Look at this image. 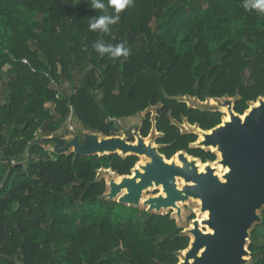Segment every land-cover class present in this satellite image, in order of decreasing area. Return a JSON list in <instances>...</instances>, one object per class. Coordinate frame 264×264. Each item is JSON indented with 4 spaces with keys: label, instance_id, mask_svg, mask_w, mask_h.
<instances>
[{
    "label": "trees",
    "instance_id": "1",
    "mask_svg": "<svg viewBox=\"0 0 264 264\" xmlns=\"http://www.w3.org/2000/svg\"><path fill=\"white\" fill-rule=\"evenodd\" d=\"M244 3L133 0L102 33L89 28L103 14L91 0H0V183L37 131L58 130L70 110L105 136L116 129L108 119L160 101L181 107L174 98L185 95L235 97L244 113L264 96V13ZM98 41L124 43L130 55L102 56ZM216 118L191 113L204 129ZM110 161L120 174L134 159L32 147L28 165L13 167L0 185V264H176L189 239L168 215L101 198L96 171ZM261 215L248 247L252 264H264Z\"/></svg>",
    "mask_w": 264,
    "mask_h": 264
},
{
    "label": "water",
    "instance_id": "2",
    "mask_svg": "<svg viewBox=\"0 0 264 264\" xmlns=\"http://www.w3.org/2000/svg\"><path fill=\"white\" fill-rule=\"evenodd\" d=\"M194 106L201 107L197 101ZM229 107V121L222 120L219 126L204 135L203 142V145L216 149L221 155V165L229 168L224 181L214 174L215 168L210 163L202 165L199 160L183 155H178L181 166L169 163L154 146L145 145L137 127L136 144L127 143V128L122 122L136 116L111 119L123 136H105L86 130L70 110L58 130L48 136L43 135L44 127L37 131L34 139L27 143L23 156L11 162L0 185L13 167L28 165L29 151L34 146L58 156L118 154L125 158L145 155L149 162L145 166L138 163L139 169H132L130 176H119L109 169L97 170L96 181L103 179L105 182L101 198L150 215L167 216L169 211H174L169 219L181 230L180 236L189 239L187 247L175 253L176 264H252L248 250L251 231L261 224L264 210V96L249 102L242 115L236 114L232 105ZM142 116L143 113H139L136 119L140 122ZM187 159L205 166L204 171L199 172ZM176 177L182 178L185 184L176 186ZM158 188L163 194L144 196L145 192ZM190 200L200 202L201 215L193 217L189 226L183 229L181 205ZM205 212H208V218L202 220L201 227L198 218Z\"/></svg>",
    "mask_w": 264,
    "mask_h": 264
},
{
    "label": "flooded vegetation",
    "instance_id": "3",
    "mask_svg": "<svg viewBox=\"0 0 264 264\" xmlns=\"http://www.w3.org/2000/svg\"><path fill=\"white\" fill-rule=\"evenodd\" d=\"M178 99V103H180L181 107H172L164 102L160 101L155 105H149L142 111H139L134 116H137L139 113H143L142 120L139 123L138 135L144 141L148 139L150 145L154 146L157 152L165 158L166 161H171L178 155H183L186 158H193L195 160H199L202 165H206L208 163L213 166L216 162L221 160L220 154L216 152V149H212L209 146L203 145L205 141L204 135H207L208 132L216 128L222 123V120L228 119L227 111L226 113L223 111L227 106L232 105V109L236 114L242 115V113L235 111V97H227L223 101V107H221L222 111L216 108V101L222 98H204L203 100L198 99L195 96L185 95L174 98ZM206 100L212 102L214 105H205ZM233 100L232 102H230ZM199 102V106L196 107L195 102ZM214 101V102H213ZM208 104V102H207ZM215 106V107H214ZM202 109V110H201ZM200 112V113H208L217 115L218 121L215 125L210 128L204 129L201 127L198 121L191 122V113L192 112ZM244 111V110H243ZM132 116V117H134ZM111 119H108V123L111 122ZM135 125V124H134ZM137 127V126H136ZM135 128H127L128 136H126V142L129 144H136ZM122 132L120 130L114 129L111 131L109 136H121ZM202 135V139L200 137ZM119 153V152H118ZM114 155V154H112ZM117 157L125 161L128 158H133L134 161L131 166L128 167L127 171L124 173H118L117 170L113 169L114 165H119L114 161H110L108 166H100L97 170H111L113 173H117L119 176H130L132 174V169L137 167V164L144 161L147 163L149 159L145 155H129L125 158H121L118 154H115ZM143 157V158H142ZM112 160V159H111ZM194 160V161H195ZM197 163V161H195ZM201 169L199 163H197ZM217 166V165H216ZM220 166V165H219ZM220 170V167H218ZM103 180V179H102ZM182 178L176 177L175 183H181ZM105 184V182H104ZM158 188L155 191L154 195L159 194L161 191ZM168 216L170 213L167 214ZM192 219V218H191Z\"/></svg>",
    "mask_w": 264,
    "mask_h": 264
},
{
    "label": "clouds",
    "instance_id": "4",
    "mask_svg": "<svg viewBox=\"0 0 264 264\" xmlns=\"http://www.w3.org/2000/svg\"><path fill=\"white\" fill-rule=\"evenodd\" d=\"M132 3L133 0H107V3H105V0H91L92 9L100 10L103 14L91 19L89 23L90 30H98L102 33L108 32L110 26L118 23L120 19L119 13L131 6ZM244 7L264 13V0H245ZM109 8L113 9L112 14H108ZM93 48L100 55L107 54L112 59L127 58L130 55V49L124 43L105 45L103 42L98 41L93 44Z\"/></svg>",
    "mask_w": 264,
    "mask_h": 264
},
{
    "label": "rangeland",
    "instance_id": "5",
    "mask_svg": "<svg viewBox=\"0 0 264 264\" xmlns=\"http://www.w3.org/2000/svg\"><path fill=\"white\" fill-rule=\"evenodd\" d=\"M79 1V0H77ZM5 78H7V75L5 76ZM223 101L224 100H220V101H216V108H218V110L222 111L221 107H223ZM232 101V100H231ZM208 102V104H207ZM206 103H204L203 105H209V107H211V105H214L212 102L207 101ZM214 102V101H213ZM48 107H50V104L47 105ZM215 107V106H214ZM137 117V116H136ZM136 117H134V119H124L123 120V125L125 126V128H135L137 125V130L139 128V121L138 118L136 119ZM141 121V120H140ZM135 124V125H134ZM123 136V134L121 135ZM155 194L154 190H149L147 192H145L144 196L148 197V196H152ZM170 214H173L174 211H169ZM181 214H183V223H182V228L185 229L189 226L190 220L191 218L195 217L197 218L199 215H201L200 213V205L197 203V201L194 200H190L187 201L185 204L181 205Z\"/></svg>",
    "mask_w": 264,
    "mask_h": 264
},
{
    "label": "bare ground",
    "instance_id": "6",
    "mask_svg": "<svg viewBox=\"0 0 264 264\" xmlns=\"http://www.w3.org/2000/svg\"><path fill=\"white\" fill-rule=\"evenodd\" d=\"M229 106H227L226 107V110H225V108H223L224 110V112L226 113V111H227V114H228V119L227 120H225L224 119V121L225 122H228L229 121V119H230V116H229ZM200 137H201V139H202V135H200ZM203 137H204V134H203ZM145 142V145L146 146H149L150 145V142L148 141V139H147V141L145 140L144 141ZM217 151V150H216ZM218 152V151H217ZM120 153V152H119ZM219 153V152H218ZM220 154V153H219ZM220 157H221V155H220ZM143 158V157H142ZM146 161V160H145ZM144 161V158H143V160H142V162H140L138 165H141V166H145L146 164V162ZM187 161L189 162V163H194L195 164V166L197 167V169H198V171L199 172H203L204 171V168H205V166H203L202 167V169H201V167L197 164V163H195V161L194 160H191V159H187ZM221 160H219L218 162H216L213 166H212V168H215V175L221 180V181H224V175L226 174V173H228V171H229V168L228 167H224L223 165H221V162H220ZM148 163V162H147ZM169 163H174V164H176V165H178V166H181V162L179 161V159H178V156H176L174 159H172L171 161H169ZM137 165V168L139 169V166ZM217 165V166H216ZM220 165V166H219ZM218 167H220V170H218ZM140 171L142 172V170L140 169ZM117 181H120V179L119 180H117ZM182 182L179 184V183H177V181H176V183H177V185L176 186H182V185H184L185 183H184V181L183 180H181ZM155 188V187H154ZM153 188V189H154ZM152 190V189H151ZM161 192H160V194H163L162 193V189H159ZM197 202H198V204L200 203L198 200H196ZM141 203H144V200H142L141 201ZM178 205H180V204H178ZM203 216L202 217H199L198 218V221H199V224L201 225V227H203L202 226V220H204V219H207L208 218V212H205V213H203L202 214ZM207 230H208V228H207Z\"/></svg>",
    "mask_w": 264,
    "mask_h": 264
},
{
    "label": "built area",
    "instance_id": "7",
    "mask_svg": "<svg viewBox=\"0 0 264 264\" xmlns=\"http://www.w3.org/2000/svg\"><path fill=\"white\" fill-rule=\"evenodd\" d=\"M58 98V97H57Z\"/></svg>",
    "mask_w": 264,
    "mask_h": 264
}]
</instances>
